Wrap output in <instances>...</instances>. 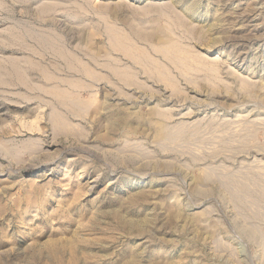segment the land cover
Instances as JSON below:
<instances>
[{
    "label": "rangeland",
    "instance_id": "374dc122",
    "mask_svg": "<svg viewBox=\"0 0 264 264\" xmlns=\"http://www.w3.org/2000/svg\"><path fill=\"white\" fill-rule=\"evenodd\" d=\"M0 264H264V0H0Z\"/></svg>",
    "mask_w": 264,
    "mask_h": 264
}]
</instances>
